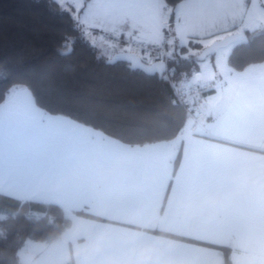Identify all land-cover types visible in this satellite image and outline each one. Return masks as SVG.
<instances>
[{"label":"snow or ice","instance_id":"snow-or-ice-1","mask_svg":"<svg viewBox=\"0 0 264 264\" xmlns=\"http://www.w3.org/2000/svg\"><path fill=\"white\" fill-rule=\"evenodd\" d=\"M44 7L69 22L58 56L84 46L105 64L127 61L129 73L172 94L149 123L97 126L93 111L66 110L50 85L58 106L41 105L32 80L0 60V176H60L86 153L100 167L124 159L128 167L99 189L71 188V207L102 204L127 217L167 201L159 227L176 220L184 242L146 264H264V63L243 71L230 63L250 33L264 31V0H44ZM117 49L140 54L111 56ZM245 170L251 182L242 186ZM178 211L189 214L177 219ZM153 242L118 241L92 264Z\"/></svg>","mask_w":264,"mask_h":264},{"label":"trees","instance_id":"trees-1","mask_svg":"<svg viewBox=\"0 0 264 264\" xmlns=\"http://www.w3.org/2000/svg\"><path fill=\"white\" fill-rule=\"evenodd\" d=\"M54 8V5L52 6ZM69 26L44 7V0H0V60L11 72H23L40 93L39 103L57 107L49 96L50 85L66 101V110L93 111L97 126H135L152 121L171 96L166 84L147 81L129 73L126 62L108 65L94 58L87 47L57 55L60 33ZM118 51H110V55ZM264 62V31L249 34L230 63L242 71ZM111 130V129H110ZM63 208L55 204L22 201L0 193V264H17L16 254L28 240L47 238L68 222Z\"/></svg>","mask_w":264,"mask_h":264},{"label":"crops","instance_id":"crops-1","mask_svg":"<svg viewBox=\"0 0 264 264\" xmlns=\"http://www.w3.org/2000/svg\"><path fill=\"white\" fill-rule=\"evenodd\" d=\"M82 161L81 164L65 171L60 176L44 177L36 181L0 176V193L22 201L58 205L63 208L67 218L84 217L92 224L93 234L103 231L105 235V246L96 256L114 246L118 241H128L143 235L154 237L153 243L139 244L124 256H108V264H146L147 261L163 254L167 248L184 242L180 239L183 232L175 226L176 220H170L163 227H159L168 215L167 201L146 213L140 212L136 216L127 217L110 215L109 209L102 204L95 207H71L68 199V192L71 188L87 182L90 188L97 190L128 167V162L124 159L111 166L100 167L96 157L87 153L83 155ZM238 179L242 186H247L251 182L246 170L238 175ZM188 214L186 211H178L177 219H184ZM153 224L157 227L153 228Z\"/></svg>","mask_w":264,"mask_h":264},{"label":"clouds","instance_id":"clouds-1","mask_svg":"<svg viewBox=\"0 0 264 264\" xmlns=\"http://www.w3.org/2000/svg\"><path fill=\"white\" fill-rule=\"evenodd\" d=\"M104 246L103 231L93 234L84 217H71L47 238L26 243L16 254L17 264H92Z\"/></svg>","mask_w":264,"mask_h":264},{"label":"water","instance_id":"water-1","mask_svg":"<svg viewBox=\"0 0 264 264\" xmlns=\"http://www.w3.org/2000/svg\"><path fill=\"white\" fill-rule=\"evenodd\" d=\"M247 42H248V41H247ZM247 42H246V43H247ZM120 55H127V56H138V54H137V53H135V52H130V53H121L120 51H118V52L114 53L113 57L120 56ZM118 62H119V61H118ZM123 62H126V63H127V61H123Z\"/></svg>","mask_w":264,"mask_h":264},{"label":"built area","instance_id":"built-area-1","mask_svg":"<svg viewBox=\"0 0 264 264\" xmlns=\"http://www.w3.org/2000/svg\"><path fill=\"white\" fill-rule=\"evenodd\" d=\"M116 51H119V49H117ZM132 52H135V53H137L138 55L140 54L138 49H134ZM153 55H156V53L154 52Z\"/></svg>","mask_w":264,"mask_h":264},{"label":"rangeland","instance_id":"rangeland-1","mask_svg":"<svg viewBox=\"0 0 264 264\" xmlns=\"http://www.w3.org/2000/svg\"><path fill=\"white\" fill-rule=\"evenodd\" d=\"M30 241H33V240H28L26 243L30 242ZM26 245V244H25Z\"/></svg>","mask_w":264,"mask_h":264}]
</instances>
